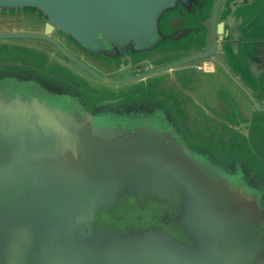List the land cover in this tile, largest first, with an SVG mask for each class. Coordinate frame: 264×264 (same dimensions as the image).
Here are the masks:
<instances>
[{"label":"water","instance_id":"water-1","mask_svg":"<svg viewBox=\"0 0 264 264\" xmlns=\"http://www.w3.org/2000/svg\"><path fill=\"white\" fill-rule=\"evenodd\" d=\"M187 3L200 2L0 0V13L31 12L45 25L0 40L49 41L120 85L209 53L110 78L51 32L119 58L165 41L174 8ZM133 98L91 102L43 73L0 68V264H264V176L209 150L178 114Z\"/></svg>","mask_w":264,"mask_h":264},{"label":"flooded vegetation","instance_id":"flooded-vegetation-1","mask_svg":"<svg viewBox=\"0 0 264 264\" xmlns=\"http://www.w3.org/2000/svg\"><path fill=\"white\" fill-rule=\"evenodd\" d=\"M197 1L198 5L174 8L173 19L166 23L170 31L165 41L146 52H126L119 58L88 53L59 31L51 32L70 52L110 78L209 53L169 70L110 85L51 42L34 39L37 44L32 45L12 40L17 38L0 40V68L43 73L79 89L91 102L134 92L139 105L147 103L148 110L178 114L184 129L209 150L221 153L224 159L231 156L234 166L248 169L251 176H264V62L256 60L264 51V0ZM0 20L12 21L10 27L7 23L0 27V32L45 33V25L38 22L44 19L36 15L0 16ZM15 20L29 21L17 27L13 26Z\"/></svg>","mask_w":264,"mask_h":264},{"label":"rangeland","instance_id":"rangeland-1","mask_svg":"<svg viewBox=\"0 0 264 264\" xmlns=\"http://www.w3.org/2000/svg\"><path fill=\"white\" fill-rule=\"evenodd\" d=\"M9 15H11V16H17V15H21V16H35V14L34 13H31V12H11V13H0V16H9ZM23 21V22H22ZM25 21H29V20H15V23H13V26H16L17 25V27H19V26H25V24H24V22ZM34 21V20H33ZM12 21L11 20H0V27H3L4 25H6V23L8 24V26L7 27H10V23H11ZM27 23V22H26ZM11 27H12V25H11ZM12 40H15L16 42H22V43H25V44H32V45H36L37 44V41L36 40H34V39H21V38H17V39H12ZM39 45V44H38ZM64 59V58H63ZM64 61H66L65 59H64ZM70 63V62H69ZM75 67V66H74ZM75 69L77 70V71H79L81 74H84V75H86V73L85 72H83L82 70H80V69H78L77 67H75ZM87 76V75H86ZM246 165V164H245ZM260 178L262 177V176H259Z\"/></svg>","mask_w":264,"mask_h":264}]
</instances>
